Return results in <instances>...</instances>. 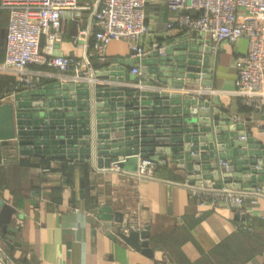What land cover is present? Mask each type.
<instances>
[{
    "label": "crops",
    "instance_id": "1",
    "mask_svg": "<svg viewBox=\"0 0 264 264\" xmlns=\"http://www.w3.org/2000/svg\"><path fill=\"white\" fill-rule=\"evenodd\" d=\"M145 15L149 29L142 39L145 47L150 48L153 42L173 45L186 42L188 46L207 47L196 31L168 28L176 14L168 9L165 0H148ZM8 24L9 11L0 7V66L6 57ZM86 28L93 30L89 11L72 18L66 13L61 19V40L55 44V54L85 55L87 50L81 43H75L74 38ZM88 41L92 43V35ZM45 44L43 37L42 46ZM247 44V39L242 38L236 43L220 42L211 49L207 85L191 89L204 94L211 110L217 108L220 116L239 115L252 139L264 143V131L258 126L264 124V113L250 112L235 93V59L246 52ZM178 51L174 49L173 56ZM127 56L125 41H111L106 60L90 56L94 77H103L107 67L119 65L122 60L133 61ZM137 64L133 61V65ZM30 69L47 72L34 75L39 80V89L57 81L68 82L54 68L31 65ZM155 83L162 91H181L167 83ZM22 91L26 89L19 85L17 75L0 68V110L13 103ZM39 98L34 96L32 100ZM211 113V121L215 122ZM228 129L236 128L230 125ZM16 140V136L0 139V199L16 210L7 232L0 228V240L17 242L11 250L1 244L0 247L14 261L20 264H264L263 198L253 202L249 197V211L243 216L228 205L201 203L184 184L188 168L173 161L158 162L152 177H137L135 157L129 158L120 170H109L98 165L97 156L83 162L80 159L69 162L21 154L14 148ZM71 163L73 169L69 167ZM102 207L123 213V219L137 225L139 231L148 229V237H142L140 242L147 240L153 254H146L142 245L135 248L119 237H111L121 225L114 222L113 228H108L98 217ZM121 231L129 233L130 229L121 228Z\"/></svg>",
    "mask_w": 264,
    "mask_h": 264
},
{
    "label": "built area",
    "instance_id": "2",
    "mask_svg": "<svg viewBox=\"0 0 264 264\" xmlns=\"http://www.w3.org/2000/svg\"><path fill=\"white\" fill-rule=\"evenodd\" d=\"M148 0H0V7L9 11V24L6 45V57L1 69L11 71L17 75L19 85L26 90L39 89V80L34 75L47 73L43 70L30 69L31 65L39 67H51L56 69L67 83L82 85L89 84L95 87L99 84L114 85L117 90H147L157 92L160 90L156 83H151L152 78L143 72L141 61L155 50L164 52L166 43L153 42L150 48L145 47L143 37L149 33L145 23V6ZM168 9L176 14V17L168 23V28L176 26L180 31H196L202 35L206 46L214 49L220 42L228 41L236 43L242 38L247 39V50L239 54L235 59L237 69L235 93L240 98V103L250 112L264 113V0H165ZM82 11H89L93 20V30L89 28L79 31L74 38L75 43H81L87 50L85 55L55 54V44L61 40V19L66 13L69 16H79ZM93 36L90 44L89 38ZM46 44L42 46V38ZM113 40H123L128 45V58L136 61L137 65L130 67V75L134 78L118 79L111 81L106 77H94L95 69L90 59L95 55L100 61L107 58V46ZM207 73L200 71L198 85H207ZM138 80H135V78ZM186 80V77L184 78ZM132 80L131 84L125 82ZM65 81V82H66ZM184 84L181 91H164L168 95L180 94L183 98L190 96L211 103L202 93L194 92L191 88L197 85ZM175 87V86H174ZM177 89V87H176ZM197 93L198 96H195ZM128 99L125 97V100ZM232 126L241 125L237 140L247 141L252 138L251 133L245 128V122L237 115H227ZM264 131V124L258 125ZM236 130V129H235ZM214 131V130H213ZM215 134V132H214ZM156 137L148 134L146 137ZM208 133H206V137ZM188 143V142H187ZM184 143V146L187 144ZM210 142L201 140L189 143L190 149L183 152L181 157L174 158L173 153L166 152L173 143L167 147L164 143L141 144L151 148L147 152H139L133 156H118L112 161L109 170H120V162L129 157L138 160V166L134 172L137 177H152V171L157 163L168 164L176 161L182 167H187L190 156L210 155L215 150L217 154L216 169L212 167L207 172L200 166L202 161H192V170L188 169L185 185L189 187L192 195L203 204L212 206L228 205L239 215L245 216L249 211L247 199L253 202L264 199V184L258 182L256 186H243L244 177L240 181L233 175L238 172L237 165L229 158H220L218 154L224 150L219 148L214 140V149L202 150L201 146ZM264 145V143H260ZM198 147L194 150L192 148ZM171 150V149H170ZM158 155V153H160ZM146 154V156H143ZM177 154V155H178ZM156 156L158 161L152 159ZM164 156L165 158L161 157ZM244 156H241V158ZM259 160L263 158L257 157ZM214 160L208 163L213 166ZM199 166V170L194 167ZM256 176L263 173V163L251 166ZM217 175L215 176V172ZM205 173L211 178H204ZM252 174V173H251ZM228 175H231L228 178ZM239 185V186H237ZM264 216V211H261ZM0 261L4 264H20L14 261L7 252L0 247Z\"/></svg>",
    "mask_w": 264,
    "mask_h": 264
},
{
    "label": "water",
    "instance_id": "3",
    "mask_svg": "<svg viewBox=\"0 0 264 264\" xmlns=\"http://www.w3.org/2000/svg\"><path fill=\"white\" fill-rule=\"evenodd\" d=\"M174 49L179 50L175 56ZM210 50V46L193 47L186 42L166 44L164 52L155 50L142 59V69L152 78L151 83L160 81L177 88L184 84L198 85L197 74L200 71L208 72ZM131 66L133 61L122 60L119 65L107 67L103 77L111 81L117 77L122 80L123 76L134 78L129 73ZM49 88L53 90L49 91ZM34 96L41 98L32 100ZM125 97L128 99L125 100ZM211 111L215 122L211 121ZM217 111V108L211 110L209 103L190 96L183 98L178 93L168 95L164 91L138 89L122 91L111 84L91 87L87 83L79 85L57 81L42 89L18 93L13 103L0 110V124L3 126L0 139L16 136L14 148L21 154L42 155L69 162L75 159L83 162L97 156V163L101 167L109 166L118 156H133L151 149L145 146L140 148L141 144L157 142L169 147L168 143L171 142L173 146L171 150L166 149V152L172 151L173 157L177 158L182 156L178 153L183 154L185 149H190L189 143L192 141H208L210 143L203 144L200 149L213 150L215 140L219 148L224 150L218 156L232 159L237 165L238 172L233 176L238 181L243 176L246 187L256 186L258 182L264 184V170L256 176L257 172L251 168L259 163L264 165V145L252 138L247 141L237 140L242 126L238 125L236 130L231 131L228 129V126H232L228 116H220ZM148 134H155L156 137H146ZM185 142L188 143L184 146ZM256 156L263 159L259 160ZM216 158L215 150L210 155L200 157L187 153V159L190 160L187 168L192 170L191 160L198 163L201 160L200 168L203 171L207 172L212 167L216 169ZM128 159L120 162L119 166L122 168ZM152 159L158 161L156 156ZM209 159L215 161L213 166L208 163ZM69 167L73 169V163ZM194 168L199 170L198 165ZM211 177L207 173L204 175V178ZM15 212L13 206L0 199V228L3 232H7ZM98 217L110 229L114 222L121 225L117 234L111 233V237H119L135 248L142 245L146 254H153L147 240L140 242L142 237H148V229L137 230V225L123 219V213L114 212L110 207L100 208ZM121 228H129L130 231L124 233ZM0 244L11 250L17 242L2 238ZM0 264L4 263L0 261Z\"/></svg>",
    "mask_w": 264,
    "mask_h": 264
}]
</instances>
